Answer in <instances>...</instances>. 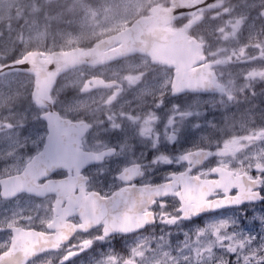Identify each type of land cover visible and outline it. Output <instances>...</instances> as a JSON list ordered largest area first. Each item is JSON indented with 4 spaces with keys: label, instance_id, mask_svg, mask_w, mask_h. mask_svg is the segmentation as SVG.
<instances>
[{
    "label": "flooded vegetation",
    "instance_id": "obj_1",
    "mask_svg": "<svg viewBox=\"0 0 264 264\" xmlns=\"http://www.w3.org/2000/svg\"><path fill=\"white\" fill-rule=\"evenodd\" d=\"M198 1L200 0H151L149 4L165 9L183 8L168 26L176 31L183 28L188 39L194 38L200 43L201 62H189L187 68H201L211 73L212 84L216 88L213 91L195 92L189 89L173 95L170 88L166 90L165 86L174 84L180 64L154 61L151 56L134 54L103 63H86L64 72L41 103L34 98V84L23 97H15L10 102L1 104L0 184L4 185L5 190H15L23 182V170L36 151V145L48 131L50 120L41 119L42 116L57 120L56 129L60 131L55 134L57 154L59 158L72 164L73 172L71 180L49 186L51 190L58 189L63 193V207L57 210L53 220V233H37L28 223V218L39 220L46 215L47 204L37 197L24 194L16 198L18 205H14L11 199L0 201V228L7 227L3 213L5 210L11 211L13 206H17L15 226L19 229L18 242L21 240L25 246H29L36 235H55L58 227L64 228L66 233L74 232L78 227L87 228L96 222L98 210L95 205L121 187V179L117 177L122 168L127 166L123 176L128 179L135 177L137 184H158L166 179L169 172L180 170L183 162H177L179 154H187L197 148H205L208 157L198 166L195 165V160L187 158V161L194 173L199 170V176H188L185 173L176 181L166 182L163 187L148 185L145 198L151 195V198L155 199L156 196H163L169 191H174L180 196L179 192L187 186L192 194L191 201L185 203L181 200L185 208L191 210L215 206L227 199L232 200L231 195H226L222 200L210 198V190H222L225 186L239 187L242 189V197L248 194L250 181L245 165L254 159L252 153L257 152L253 144L264 137V127L252 132H243L244 137L240 145L230 144L229 132L225 129L214 132L215 144L205 143L197 146L195 134L188 133L185 127H181L177 113L172 112V123H168L170 116L165 117V112H161L165 103L180 106V102L186 103L197 95L226 98L228 89L233 94L227 98L234 102L236 98L240 99V93L244 89L241 82L252 75L250 87L255 91H263L260 94L255 92L254 97L247 102V107H241L244 109L241 114L263 117L261 110L264 109V76H261V73H264V66L258 60L255 63L252 61L255 57L264 55V48L261 47L259 54H249L244 58L245 52L242 51L238 38L234 36L236 31L231 33L230 39L223 38L227 17L237 15L238 11L248 13L246 5L259 0H222L220 4L207 8L201 3L198 5ZM248 18L264 25V17H257L255 11H252ZM246 60H251L253 64L246 63L243 68L242 62ZM73 79H78V83L70 84ZM159 86L162 88L161 92L158 91ZM162 94L163 105L157 108L156 102ZM223 108L221 109L225 110V107ZM5 115H8L7 122L3 121ZM224 115L220 109L217 112L207 109L204 117L207 121L216 119L224 123ZM242 127L245 126L241 125ZM173 136L176 137L175 141L169 142ZM211 140L209 135V141ZM246 141H249L248 145ZM218 142L221 151L216 153ZM108 148H114L115 153L110 154ZM161 154L168 155L173 163H150L154 155ZM217 156L220 160L216 167L218 175L213 177L209 173L211 166L216 164ZM123 187L127 190L128 185L124 184ZM167 199L165 211L175 217L173 209L176 202L171 196ZM67 208L87 209V222L74 223L68 218L70 213L64 212ZM253 208L256 209L255 213ZM147 211L150 209H145V212ZM145 212L126 210L128 219L120 220V223L126 226L138 223L143 219ZM262 215L264 201L224 207L175 223L162 222V217L157 215L154 223H147L139 230L115 231L104 240L94 241L89 249L66 264H98L103 256L114 257V264L119 260L122 264L129 260L132 264H148L147 260L152 259L153 254L161 252L172 253L171 264H218L225 255V249L219 247L218 243L216 247L211 246L212 242L217 240L218 233L211 229L197 232L196 228L203 226L206 221L225 217L232 225L235 219L236 223L228 228L227 234L230 236L233 232L243 231L247 237V234L251 233L257 237L252 244L258 245L259 238L264 236L259 219ZM87 235L92 236L95 233ZM6 238L7 234L0 231V245ZM89 242L83 241L85 244ZM238 243L240 242L234 240L232 246L235 247ZM242 247V255H247V239L243 241ZM251 258L255 264H264V253ZM51 264H56L55 257L52 258ZM154 264L160 263L156 261Z\"/></svg>",
    "mask_w": 264,
    "mask_h": 264
},
{
    "label": "snow or ice",
    "instance_id": "obj_2",
    "mask_svg": "<svg viewBox=\"0 0 264 264\" xmlns=\"http://www.w3.org/2000/svg\"><path fill=\"white\" fill-rule=\"evenodd\" d=\"M248 15H251L252 11H255L257 17H264V0L246 5ZM247 19V17H246ZM255 47V46H253ZM260 52V48L255 49ZM264 62V55L255 57L252 61ZM23 67H27V61L22 62ZM264 76V73H261ZM166 90L170 88L173 95L180 94L183 91L189 89H181L175 85H166ZM192 91H201L203 89L192 88ZM255 92H253V95ZM163 105V94L157 100L155 107L159 108ZM174 110H179L180 106L175 104L172 106ZM190 114V113H187ZM41 119L50 120L47 116H42ZM173 117H169L168 123H172ZM56 129L48 123V131L41 138V141L36 145V151L29 159V163L24 168V175L21 178L22 183L15 190H5L4 185L0 184V201L13 200L14 205H18L16 199L19 195H30L43 200L47 204V213L39 220H33L28 218V223L35 228L37 233L47 232L53 233L54 226L53 220L56 217L57 210L63 207V193L57 190H51L50 185L62 183L66 180L72 179L73 167L72 164L58 157V148L55 139ZM159 133H157V137ZM176 139L173 136L169 142H174ZM257 143H264V137ZM220 143H217L216 153L220 152ZM110 154L115 153L114 148H108ZM212 153V155H216ZM177 162H183V165L178 171L169 172L166 179L158 184L141 183L137 184V179L133 177L123 176V172L126 170L125 166L118 173V179H121V187H118L112 192L111 196H105L95 205L98 210V214L95 217L96 222L92 223L89 227H78L72 232L66 239L62 240L58 245L42 246L35 251L29 252V250L22 245L17 244L19 239L17 233L19 229L15 226V217L17 215L13 206L11 211L5 210L3 213L7 227L0 228V231L7 234L6 241L0 245V264H51L52 258H56V264H66L70 259L75 258L85 250L89 249L94 241L104 240L112 232L124 231L129 232L133 230H139L147 223H154L156 216L162 217V222L175 223L182 219H188L200 214L216 211L224 207H236L244 203L254 204L257 201H264V156L259 159H251L248 164L245 165V171L247 174L249 183V190L246 196H241L242 189L239 187L225 186L222 190L211 191L210 198L222 200L226 195H231L232 200L222 201V203L215 206H205L199 208H193L188 210L184 206V202L180 196L176 195L174 191H169L163 196H156L155 199L148 195L145 198V194L148 192V185H154L163 187L166 182L176 181L187 173L188 176H199V170L195 173L188 166L187 154L181 153L177 157ZM81 164L83 161L80 162ZM150 163H173V160L165 154L159 156L154 155L153 160ZM220 163L217 156L216 164L211 166L210 175L215 177L218 175L216 171L217 165ZM102 171V170H101ZM77 174H79V167L77 166ZM143 174L141 173V176ZM140 176V177H141ZM127 184V190L123 185ZM171 196L172 200L176 202V207L173 209L175 217L171 216L165 211L168 203L167 197ZM35 202V201H33ZM136 209L138 212H145V209L150 211L145 212L143 219L138 223L128 224L127 226L120 223L121 217L127 221L126 210ZM159 210V211H158ZM87 209L73 210L70 208L64 209L65 213H70L68 218L74 223L87 222L86 212ZM256 209L253 208V213ZM251 220L252 217H249ZM261 220V232L264 233V215L260 216ZM111 222V223H110ZM236 223L234 219L232 225ZM232 225L229 224L228 218H219L212 221H206L203 226L196 228L197 232H204L207 229L218 233L217 240L212 242V247H216L217 243L219 247L225 249V255L221 257L218 264H255L251 258L257 254L264 253V236L259 238L260 244H252L257 240V237L251 233L245 234L243 231L240 233L233 232L230 236L227 234L228 228ZM88 233H95V235L89 236ZM187 235V234H186ZM248 240L247 255H242L244 248L242 247L243 241ZM84 240L90 241L89 243H83ZM239 241L237 246H232V241ZM39 257V258H37ZM58 257V259H57ZM114 257L103 256L98 264H114ZM125 264H132V261H126Z\"/></svg>",
    "mask_w": 264,
    "mask_h": 264
},
{
    "label": "rangeland",
    "instance_id": "obj_3",
    "mask_svg": "<svg viewBox=\"0 0 264 264\" xmlns=\"http://www.w3.org/2000/svg\"><path fill=\"white\" fill-rule=\"evenodd\" d=\"M150 1L0 0V56H7L12 61L23 58L27 52L33 50L47 54L56 50L86 48L100 38L115 34L127 27L145 12ZM238 13L227 17L223 38L230 39L231 33L236 31L234 36L238 38L242 51L245 52L244 58L249 54H259L262 50L257 52L255 49L258 46L260 49L264 48V25L251 18L245 19V16L249 17L248 13ZM246 63L253 64L251 60L243 61V68ZM261 65L264 66V62ZM35 79V75L24 71H13L1 76L0 106L15 97H23L26 91L30 90V86L34 85ZM252 79L253 76L250 75L241 82L244 89L240 90V99L236 98L234 102H230L227 98L228 95L233 94L228 89L226 98L222 96L207 98L197 95L186 103L180 102L179 110L173 109L174 104L171 106V103H165L161 112H165L163 113L165 117L170 116L172 112L177 113L181 127H185L188 133L195 134L197 146L205 143L215 144L214 132L225 129L232 134L228 138L230 144L240 145L244 137L243 132H252L264 127V109L261 110L263 117L241 114L244 111L241 107H247V102L254 97L253 92L260 94L263 91H255L250 87ZM77 83L78 79L70 81L72 85ZM158 91H162L160 86ZM223 107L225 110H222ZM207 109L213 112L220 109L225 113L226 121L224 123L216 119L207 121L204 117ZM156 115L158 116V113ZM7 116L5 115L4 122L8 121ZM209 117L214 118L212 115ZM241 125L245 127L241 128ZM209 135L212 137L211 141ZM246 144L248 145L249 141H246ZM253 147L257 152L252 153L254 159L264 155V143L255 142ZM171 258L172 253H156L153 254L152 259L147 260V263L154 264L159 261L160 264H171ZM117 264L122 263L119 260Z\"/></svg>",
    "mask_w": 264,
    "mask_h": 264
},
{
    "label": "water",
    "instance_id": "obj_4",
    "mask_svg": "<svg viewBox=\"0 0 264 264\" xmlns=\"http://www.w3.org/2000/svg\"><path fill=\"white\" fill-rule=\"evenodd\" d=\"M215 0H206L205 2ZM150 16H142L136 19L131 26L122 30L118 35L104 39L96 44L95 47L88 50L73 49L69 51H55L49 53L47 58H42L43 53L40 51L29 52L26 57L19 62L10 63L0 67V74L13 70L15 67L27 69L37 74L34 97L36 101H41L42 97L49 93L51 86L54 84L57 76L76 65L84 62H101L118 56H125L130 53L139 51L153 57L154 60L180 64L177 79L174 85L181 89L199 88L204 91L214 89L211 80L212 74L201 68L188 70V63H198L200 56V47L195 41H187L185 37H178L175 33L164 28L166 22L170 21L178 12L176 10L162 11L159 9L152 10ZM118 46L104 51L107 47L115 43ZM27 61V67L22 66V62ZM51 124L55 127V121ZM56 130L55 134H58ZM200 151L192 153V157L200 155ZM188 193L183 191L181 198L188 202ZM123 221V218H121ZM135 220V219H134ZM70 233H66L64 228H58L57 234L53 235H36L29 246L25 243L17 244L27 248L29 252L35 251L42 246L58 245L66 239ZM19 237V235H18ZM21 241V240H20Z\"/></svg>",
    "mask_w": 264,
    "mask_h": 264
}]
</instances>
